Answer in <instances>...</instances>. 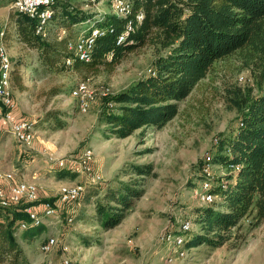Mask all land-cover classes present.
Returning a JSON list of instances; mask_svg holds the SVG:
<instances>
[{"label":"rangeland","instance_id":"1","mask_svg":"<svg viewBox=\"0 0 264 264\" xmlns=\"http://www.w3.org/2000/svg\"><path fill=\"white\" fill-rule=\"evenodd\" d=\"M54 1L90 17L89 22L73 28L72 42L98 19L112 14L108 3ZM9 5L8 0H0V29L8 18L12 21L16 17ZM57 11L60 12V7ZM59 17L56 16L54 28L63 26ZM10 33L9 39L2 42L14 69L12 79L21 75L25 87L23 91L12 89L14 110L20 119L33 122L35 135L31 147L24 148L0 128V170L19 174L17 164L20 161L29 164L24 170L25 180L38 187L40 200H53L56 211L54 218L41 224L42 233L31 239H24L21 230L15 231L23 255L18 264H61L64 258L71 264H264V220L254 225L251 217L242 222L234 239L219 247L213 249L200 244L181 248L183 256L166 260L176 249L164 239L165 233L179 234L184 221L189 223L188 234L200 231L196 210L207 204L194 191L199 190L205 154L215 156L218 148L214 139L218 142L232 135L238 118L237 111L224 100L226 89L237 87L252 96L258 92L251 69L241 64L237 56L215 62L205 79L178 104L179 113L172 121L159 128H141L120 138L105 125L103 114L117 113L116 107L106 99L147 74L159 54L155 48L146 46L126 54L110 72L100 68L94 74L71 67L46 72L37 63V52L23 47ZM79 82H85L95 92L108 88L110 94L96 95L82 113L77 100L70 95ZM54 88L63 93L49 96ZM56 110L69 115L59 130L52 122H43L46 112ZM88 147L93 150L92 169L99 175V182L90 184L85 176L69 171L65 177H58L59 169L48 161V156H77ZM18 155L24 159H18ZM135 167H142L147 173L139 175ZM213 174L215 180L226 181L224 176L228 171L223 165L215 164ZM78 182L85 184L80 197L71 203H59L60 185ZM124 187L137 192V197L129 200L120 223L111 228L102 227L100 221L93 220L96 209L108 204L114 206L108 201ZM68 218H72L71 223H67ZM49 237L56 244L50 252L42 253L40 244Z\"/></svg>","mask_w":264,"mask_h":264},{"label":"trees","instance_id":"2","mask_svg":"<svg viewBox=\"0 0 264 264\" xmlns=\"http://www.w3.org/2000/svg\"><path fill=\"white\" fill-rule=\"evenodd\" d=\"M129 1V16L119 18L109 14L89 27L88 30L104 31L91 50L90 62L77 60L68 48L75 39H72L73 28L89 22L90 17L73 7L57 5L54 0L49 5L52 15L45 27V37L36 34L35 21L19 13L12 21L10 17L3 36L8 40L12 32L19 44L36 51L37 63L46 72L68 67L84 68L94 74L100 68L110 72L126 54L146 46L155 48L159 54L147 74L106 99L116 107L117 113H104L105 125L120 138L141 128H159L172 121L179 113L178 104L205 79L215 62L237 56L241 64L251 69L258 92L252 96L237 87L226 89L223 97L237 111V123L232 135L218 139L215 156L211 154L213 164L240 168L235 175L224 176L223 188L220 185L214 188L216 201L196 210L199 233L181 234L184 249L200 244L215 249L234 239L245 219L251 217L254 225L264 220V0ZM138 13L143 16L140 22L135 20ZM57 15H61L63 26L54 28ZM59 31H64V35L58 40ZM120 36L123 40L117 43ZM66 59L71 60L70 65L65 64ZM13 71L11 66V91H23L22 76L12 79ZM56 93L63 92L54 88L49 96ZM68 116L67 112L57 110L46 112L43 122H52L59 130ZM134 169L139 175L147 173L142 167ZM57 175L65 177L67 170L59 169ZM135 197L137 192L129 187L113 193L108 202L114 206H98L93 220L100 221L104 228L115 226L124 219L129 200ZM44 201L53 200L41 199L38 203ZM25 207L12 204L0 210V264H18L23 260L14 236L21 222H27L22 231L24 239H31L44 229L41 224L31 225Z\"/></svg>","mask_w":264,"mask_h":264},{"label":"built area","instance_id":"3","mask_svg":"<svg viewBox=\"0 0 264 264\" xmlns=\"http://www.w3.org/2000/svg\"><path fill=\"white\" fill-rule=\"evenodd\" d=\"M91 4L108 3L110 5L112 14L119 18H125L131 13V3L129 0H87ZM11 9L15 13L22 14L37 23L36 34L41 37L46 36L45 27L48 24L52 15L49 5L51 0H8ZM142 14L135 15V20L140 22ZM104 31L98 28H91L87 32L79 35L73 43L68 44V48L73 51L74 57L81 62H90L91 50L93 46ZM64 35V31H60L58 40ZM3 32H0V128L6 131L14 138V140L24 148H30L34 140V124L26 120H15L12 112L14 110V100L11 91V63L7 54L6 48L2 42ZM123 40V37L118 38L117 43ZM66 65L71 64L70 59L65 60ZM110 90L108 88H100L95 92L89 88L85 82H79L72 89L70 95L78 102L80 112H86L89 103L92 102L96 95L108 96ZM215 145L217 139H214ZM48 161L60 170H67L71 173L83 175L87 178L90 184L98 183L100 180L99 175L93 172L92 165L94 161V154L92 148H85L77 156H68L62 158H54L52 155L48 156ZM213 164L211 162V155L205 154L204 166L200 172L199 190H195V195L203 204H209L215 200L213 195L214 188L219 185L223 188L222 180H215L213 174ZM228 173L235 175L239 170L237 165H228ZM14 175L11 172L0 170V210L3 211L9 208L12 204L26 205L24 212L27 215L28 221L33 226L42 224L47 219H52L56 215L55 208L51 202L44 201L42 203L39 199L38 187L34 183L26 181H14ZM85 184L70 183L60 185L58 189V202L67 204L77 200L84 192ZM38 203V204H36ZM67 223H71L72 218H68ZM27 227V222L23 221L19 224L18 229L23 231ZM189 230V223L184 221L180 224V235H174L170 232L164 234V239L171 243L172 249L176 251L171 257L166 260L170 261L172 257H181L184 252L179 249L183 248L184 236L181 235ZM56 244V240L52 237L47 238L40 244V251L48 253ZM62 250L67 252V248L63 247ZM172 251V250H171ZM176 255V256H175ZM61 264H71L68 258H64Z\"/></svg>","mask_w":264,"mask_h":264},{"label":"crops","instance_id":"4","mask_svg":"<svg viewBox=\"0 0 264 264\" xmlns=\"http://www.w3.org/2000/svg\"><path fill=\"white\" fill-rule=\"evenodd\" d=\"M8 8L10 9L11 8V6L9 5L8 6ZM8 22H9V18L7 19V22L5 23V25L3 26V28H1L0 29V32H3V34H4V29H5V27L7 26V24H8ZM5 39H4V36H3V38H2V41H4ZM16 109V108H15ZM13 115V118L15 119V120H23L22 118L20 119L19 117V114H18V112H17V110H14V113L12 114ZM1 129H4V128H1ZM4 131H6V129H4ZM3 157V156H2ZM21 158V156L19 157V155H18V159H20ZM21 159H24V158H21ZM26 166H29V164H23L21 161H20V163L19 164H17V171H19V174L18 173H16V171H12L11 173L14 175V181L15 182H17V181H26L25 179V175H24V170L26 169ZM52 168V167H51ZM6 171H9V170H6ZM26 182H28V181H26Z\"/></svg>","mask_w":264,"mask_h":264}]
</instances>
